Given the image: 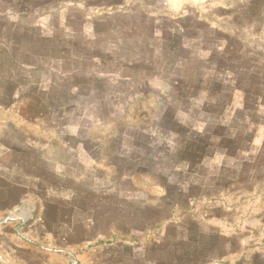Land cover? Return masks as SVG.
Masks as SVG:
<instances>
[{
	"label": "rangeland",
	"instance_id": "obj_1",
	"mask_svg": "<svg viewBox=\"0 0 264 264\" xmlns=\"http://www.w3.org/2000/svg\"><path fill=\"white\" fill-rule=\"evenodd\" d=\"M0 161L103 240L264 264V0L0 1Z\"/></svg>",
	"mask_w": 264,
	"mask_h": 264
},
{
	"label": "crops",
	"instance_id": "obj_2",
	"mask_svg": "<svg viewBox=\"0 0 264 264\" xmlns=\"http://www.w3.org/2000/svg\"><path fill=\"white\" fill-rule=\"evenodd\" d=\"M7 165L0 161V264H173L155 253L158 246L146 239L147 233H141L138 241L127 246L124 241H110L108 230L103 233L108 236L105 240L100 233L93 235V229L73 213L65 222L60 208L72 211L76 207L55 192L40 189V178L32 181L27 173ZM35 204L38 218L24 228L22 235L17 233L18 222L4 221L10 216L29 218Z\"/></svg>",
	"mask_w": 264,
	"mask_h": 264
}]
</instances>
